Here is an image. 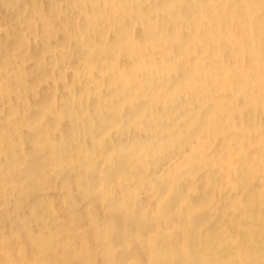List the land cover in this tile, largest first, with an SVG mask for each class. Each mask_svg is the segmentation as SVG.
Returning a JSON list of instances; mask_svg holds the SVG:
<instances>
[{"label": "bare ground", "instance_id": "bare-ground-1", "mask_svg": "<svg viewBox=\"0 0 264 264\" xmlns=\"http://www.w3.org/2000/svg\"><path fill=\"white\" fill-rule=\"evenodd\" d=\"M0 264H264V0H0Z\"/></svg>", "mask_w": 264, "mask_h": 264}, {"label": "rangeland", "instance_id": "rangeland-1", "mask_svg": "<svg viewBox=\"0 0 264 264\" xmlns=\"http://www.w3.org/2000/svg\"><path fill=\"white\" fill-rule=\"evenodd\" d=\"M44 2H45V0H44ZM97 215H98L99 218H101L100 216H102V215H101V212H99V211H98ZM89 248H91V249L93 248V244H92V242H90V246H89Z\"/></svg>", "mask_w": 264, "mask_h": 264}]
</instances>
